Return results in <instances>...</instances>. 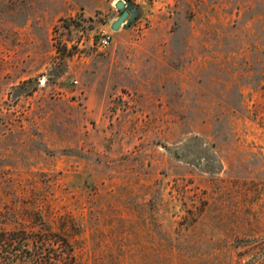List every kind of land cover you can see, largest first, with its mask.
I'll return each mask as SVG.
<instances>
[{
    "label": "rangeland",
    "instance_id": "obj_1",
    "mask_svg": "<svg viewBox=\"0 0 264 264\" xmlns=\"http://www.w3.org/2000/svg\"><path fill=\"white\" fill-rule=\"evenodd\" d=\"M117 1L0 0V264H264V0Z\"/></svg>",
    "mask_w": 264,
    "mask_h": 264
},
{
    "label": "water",
    "instance_id": "obj_2",
    "mask_svg": "<svg viewBox=\"0 0 264 264\" xmlns=\"http://www.w3.org/2000/svg\"><path fill=\"white\" fill-rule=\"evenodd\" d=\"M116 7L120 10V14L118 18L112 23L111 27L113 30H119L122 25H126L125 23L129 18V22L134 21V11L132 9V5L130 3H126L123 0H119L116 2ZM132 14V15H131Z\"/></svg>",
    "mask_w": 264,
    "mask_h": 264
},
{
    "label": "built area",
    "instance_id": "obj_3",
    "mask_svg": "<svg viewBox=\"0 0 264 264\" xmlns=\"http://www.w3.org/2000/svg\"><path fill=\"white\" fill-rule=\"evenodd\" d=\"M112 31V30H111ZM113 42V34L108 30H102L99 34V39L97 41V45L101 49L107 48Z\"/></svg>",
    "mask_w": 264,
    "mask_h": 264
},
{
    "label": "trees",
    "instance_id": "obj_4",
    "mask_svg": "<svg viewBox=\"0 0 264 264\" xmlns=\"http://www.w3.org/2000/svg\"><path fill=\"white\" fill-rule=\"evenodd\" d=\"M34 241L38 243V242H39V238H35ZM40 241H41V244H43V243H45V242H54V240L51 239V238H48V239L43 238V239H40ZM65 241L67 242V245H66L67 247H66V248H67L68 250H71V246H70L69 241H68L67 239H66ZM36 250H37V249H36ZM39 254H40V253H39ZM39 254H38V255H39Z\"/></svg>",
    "mask_w": 264,
    "mask_h": 264
},
{
    "label": "crops",
    "instance_id": "obj_5",
    "mask_svg": "<svg viewBox=\"0 0 264 264\" xmlns=\"http://www.w3.org/2000/svg\"><path fill=\"white\" fill-rule=\"evenodd\" d=\"M114 22H115V20H114L112 23H114ZM112 23H111V24H112ZM120 30H121V28H120ZM112 31L114 32V30H113V29H112Z\"/></svg>",
    "mask_w": 264,
    "mask_h": 264
}]
</instances>
